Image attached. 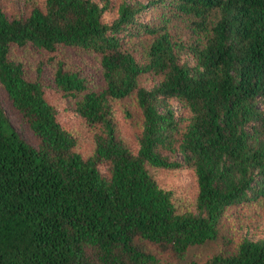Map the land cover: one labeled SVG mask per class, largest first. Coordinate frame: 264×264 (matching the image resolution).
<instances>
[{
	"label": "trees",
	"instance_id": "16d2710c",
	"mask_svg": "<svg viewBox=\"0 0 264 264\" xmlns=\"http://www.w3.org/2000/svg\"><path fill=\"white\" fill-rule=\"evenodd\" d=\"M0 264H264V0H0Z\"/></svg>",
	"mask_w": 264,
	"mask_h": 264
},
{
	"label": "rangeland",
	"instance_id": "374dc122",
	"mask_svg": "<svg viewBox=\"0 0 264 264\" xmlns=\"http://www.w3.org/2000/svg\"><path fill=\"white\" fill-rule=\"evenodd\" d=\"M10 118H11V121L13 122L14 126L16 127V129H17L20 133H23V129H22V127H21L19 124H17L16 122H14V117L12 116V117H10Z\"/></svg>",
	"mask_w": 264,
	"mask_h": 264
}]
</instances>
